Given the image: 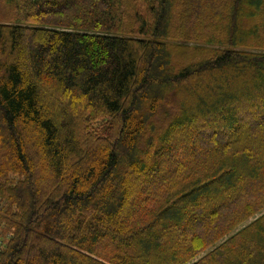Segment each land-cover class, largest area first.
<instances>
[{
  "label": "trees",
  "instance_id": "trees-1",
  "mask_svg": "<svg viewBox=\"0 0 264 264\" xmlns=\"http://www.w3.org/2000/svg\"><path fill=\"white\" fill-rule=\"evenodd\" d=\"M0 264H264V0H0Z\"/></svg>",
  "mask_w": 264,
  "mask_h": 264
},
{
  "label": "rangeland",
  "instance_id": "rangeland-1",
  "mask_svg": "<svg viewBox=\"0 0 264 264\" xmlns=\"http://www.w3.org/2000/svg\"><path fill=\"white\" fill-rule=\"evenodd\" d=\"M232 80V81H231ZM231 80H230V82H224L223 81V85L226 87V88H228L229 90H243V89H240V88H245V86H246V84L247 83H245V82H243V80H245V79H243V78H241V77H238V76H234V77H231ZM228 83V84H227ZM223 86V87H224ZM203 139H207V138H200V140H203ZM208 139H210V138H208ZM211 139L212 140H215V139H218L217 137H211ZM208 141H210V140H208ZM249 221V220H248ZM247 221V222H248ZM246 223V222H245ZM243 224V223H242ZM241 224V225H242ZM240 225V226H241Z\"/></svg>",
  "mask_w": 264,
  "mask_h": 264
}]
</instances>
